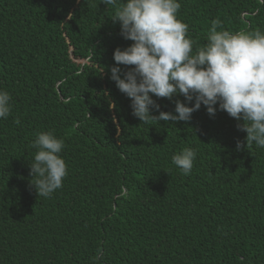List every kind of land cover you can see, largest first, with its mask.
Segmentation results:
<instances>
[{
	"label": "trees",
	"instance_id": "16d2710c",
	"mask_svg": "<svg viewBox=\"0 0 264 264\" xmlns=\"http://www.w3.org/2000/svg\"><path fill=\"white\" fill-rule=\"evenodd\" d=\"M179 2L194 48L217 18L264 32V0ZM114 14L101 0H0V89L13 105L0 119V264H264V148L247 149L218 105L142 124L111 79L115 49L132 43ZM153 98L166 112L185 99ZM49 130L68 175L45 198L31 145ZM185 147L197 152L190 175L172 163Z\"/></svg>",
	"mask_w": 264,
	"mask_h": 264
},
{
	"label": "clouds",
	"instance_id": "9594fccd",
	"mask_svg": "<svg viewBox=\"0 0 264 264\" xmlns=\"http://www.w3.org/2000/svg\"><path fill=\"white\" fill-rule=\"evenodd\" d=\"M101 3L115 7L111 19L119 23L123 38L132 41L123 49H115L116 64L110 71L117 88L131 100L132 114L142 124L188 122L202 105L214 116L218 105L220 111L238 121V130L247 133V149L253 144L264 148V32L234 33L224 29L217 18L212 21L206 43L194 48L188 25L178 18L182 7L179 0ZM174 96L185 98L175 101L174 112L160 111L153 98L171 100ZM12 106L11 94L0 89V119L11 114ZM31 146L37 150L30 163L31 184L38 197L48 198L62 188L68 175L61 155L65 141L49 130L37 133ZM244 147L237 141L238 151ZM196 155L195 149L185 147L172 156V163L182 174L190 175Z\"/></svg>",
	"mask_w": 264,
	"mask_h": 264
}]
</instances>
